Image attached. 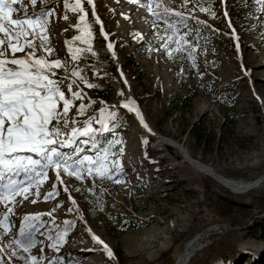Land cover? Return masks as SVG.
<instances>
[{"label": "rangeland", "instance_id": "rangeland-1", "mask_svg": "<svg viewBox=\"0 0 264 264\" xmlns=\"http://www.w3.org/2000/svg\"><path fill=\"white\" fill-rule=\"evenodd\" d=\"M5 2L13 4V19L33 11L31 0ZM43 3L52 10L44 29H36L35 37L21 36L25 51L16 53L0 33L5 40L0 59L27 58L31 40L32 60L61 62L50 78L61 81L66 98L81 93L67 113V131L73 120L79 128L85 121L95 129L115 126L102 133L96 150L81 153V158L103 159L107 149L112 174L101 178L93 169L77 178L61 170L58 181L56 170L49 169L46 177L26 182V192L19 189L0 199V220L12 208L4 221L8 231L0 224V246L11 233L18 235L20 222L29 216L39 229L37 239L44 241L32 254L43 256V264L58 257L71 264H167L171 249L177 259L196 238L201 244L189 264H264V233L257 229L264 218V14L257 11L256 0H79V7L77 0ZM149 4L158 11L171 8L173 27L154 17ZM176 12L188 27L175 23ZM128 86L133 107L159 136L181 145L225 179L260 182L236 191L195 171L178 147L160 142L157 135L145 136L134 118L137 112L123 106ZM57 107L62 112L63 102ZM197 132H205L206 141L199 142ZM86 138L79 137L77 144ZM59 150L73 153L75 145ZM65 221L74 222L73 230ZM61 229L67 233L57 253L48 245ZM93 236L108 245L112 257ZM166 239L167 248L151 259ZM3 259L9 261L6 254Z\"/></svg>", "mask_w": 264, "mask_h": 264}, {"label": "snow or ice", "instance_id": "snow-or-ice-1", "mask_svg": "<svg viewBox=\"0 0 264 264\" xmlns=\"http://www.w3.org/2000/svg\"><path fill=\"white\" fill-rule=\"evenodd\" d=\"M88 2L91 3L92 0H88ZM37 3L38 0H31L32 13L25 12L23 17L13 19V4L0 0V33L8 37L6 47H10L13 53L25 51V48L19 44L21 36L27 37L31 34L35 37L36 29L43 30L48 23V17L51 15L52 10L46 8L43 0H41L37 10ZM131 3H137V0H131ZM256 3L260 5L257 11L264 14V0H256ZM77 7H79V0H77ZM161 7V5L156 6L157 9ZM80 11H83V9L81 8ZM148 11L157 19H164L169 28L173 27L169 23L171 8L163 7L162 10L158 11L149 4ZM83 19L82 16L81 20ZM172 19L175 23H182L184 27H188L185 17L180 12H176ZM13 40H16L17 43H13ZM172 42L176 43L174 39ZM0 45H5L4 39H0ZM27 45L29 48L27 58H13L11 61L0 59V199H7L18 194L19 189L26 192L28 189L24 186L25 183L31 184L38 177H46L49 169L56 170L58 181L61 170L69 175H75L77 178H80L84 171L92 174L93 169L101 178L112 174L106 163L107 149L104 150L103 159H94L92 155H83L81 158V153L86 150H96L98 148L97 140L102 133L113 131L115 126L109 129L107 125H104L100 129H95L89 121H85V126L79 128L74 126L76 121L73 120L71 131L68 132L67 113L72 101L80 98L81 93L72 92V97L70 99L66 98L65 93L60 88L61 81L50 78V76L55 75L52 72L53 67H60L61 62L54 60L48 63L43 59L32 60L34 52L31 49L34 45L31 40H27ZM108 47L112 48V44L109 43ZM237 48H239V44H237ZM3 55L4 49L0 48V56ZM189 55L192 56V53L189 52ZM192 58L194 62V56ZM6 64L15 67L6 68ZM45 70L49 74H44ZM73 75H76V73H73ZM91 86L89 85V87ZM58 101L63 102L62 112L58 110ZM123 106L129 108L130 111L135 110L137 115L140 116L141 123H143V117L138 109H133L128 103ZM84 107L83 104L80 105L79 114H83ZM79 137L87 138L80 141L78 145L77 139ZM74 145L75 150L73 153L59 150ZM81 145H90V147L85 149ZM25 153H28V155H25ZM96 156L99 157L100 153L96 152ZM113 167L117 171H122V169H119L118 162H113ZM21 174L22 179H17L21 177ZM6 178L7 183L4 182ZM5 192L8 193V197L4 196ZM69 199H71L70 196ZM69 211H72V209L70 208ZM11 212L12 208H8L3 215V219L0 220V224H4V221L10 219L9 214ZM64 223L69 228L72 226L70 221ZM38 230V227L30 220L29 216H24L19 225L18 235L15 232L11 233L9 242L0 246V264H21V262L22 264H43L45 259L43 256L38 258L37 255L32 254V250L38 244L43 245L44 243V241L37 239L36 232ZM4 231H8L6 224H4ZM66 233L67 230L64 234H58V237L48 247L59 253V245L64 242ZM48 239L53 240V237L49 236ZM92 239L94 242L103 245L104 251L109 257H112L111 249L103 240L97 236H93ZM39 251L43 252V248L41 247ZM5 254L9 257V261L3 259ZM13 257L16 258L15 261L12 260ZM62 260L63 257L54 258L49 264H61Z\"/></svg>", "mask_w": 264, "mask_h": 264}, {"label": "bare ground", "instance_id": "bare-ground-1", "mask_svg": "<svg viewBox=\"0 0 264 264\" xmlns=\"http://www.w3.org/2000/svg\"><path fill=\"white\" fill-rule=\"evenodd\" d=\"M92 49V48H91ZM6 61H11V59L9 58H6L4 59ZM118 60V59H117ZM5 67H15V66H12L10 64H6ZM121 67V65H120ZM119 67V69H120ZM122 70V69H121ZM120 71V70H119ZM120 79L123 83H125V74H124V71L122 70V72H120ZM113 81L115 82V85L116 86H119V84L117 83L118 82V78H113ZM127 88V86H126ZM128 90V96L126 97V99L124 100V103H128L130 104V106L133 108V109H136L135 107H133V104H134V98L132 95V92H131V86H129V88L127 89ZM141 115V114H140ZM142 116V115H141ZM135 119H137L138 121V125L139 127L141 128L142 132L144 133L145 136H153V135H157L158 136V139H160L159 141L160 142H164L165 144H169V145H172L174 147H178L179 151L183 154L184 156V162H188L189 164H191L193 167H194V170L195 171H198V172H203V173H206V174H209V175H212L214 176L218 181H221L224 185L236 190V191H239L241 192L243 189H246L247 187L251 186L252 183H248V184H243V183H238L232 179H228V178H224L223 176H219L218 174L215 173V170L210 167L209 165H206L205 163L201 162L200 160H197V159H194L191 154L184 148L182 147L181 145H176V142H173L172 140L170 139H165L161 136H159L160 134L154 130V127H152L147 121L146 119L143 118V123H141V119H140V116H135L134 117ZM146 125V126H145ZM147 126H149L150 128L152 127V129L156 132L154 133L152 130H150ZM164 139V140H163ZM167 140V141H165ZM224 178V179H223ZM168 239V238H167ZM167 239L165 241H163L161 243V245L156 248L155 250H153L151 253H150V258L151 259H156L158 258L163 250L165 248H167L168 246V243L169 241H167ZM169 240V239H168ZM200 244H201V238H196V239H193L191 241H189L185 248L183 249V251L178 255L177 259H176V263L175 264H189L190 263V260L192 259L194 253L199 249L200 247Z\"/></svg>", "mask_w": 264, "mask_h": 264}, {"label": "trees", "instance_id": "trees-1", "mask_svg": "<svg viewBox=\"0 0 264 264\" xmlns=\"http://www.w3.org/2000/svg\"><path fill=\"white\" fill-rule=\"evenodd\" d=\"M195 135L197 136L199 142L206 141V137L207 136H206L205 132H203V133L197 132ZM81 146L82 147H85V149L87 148L84 145H81ZM70 222H72V226L69 228V226L66 225V228L69 229V230H73V228H74V222L73 221H70ZM257 229L260 230V231H262V233H264V218H263L262 222L260 224H258ZM62 233H63V229L59 230L57 232V235L58 234H62ZM48 234L51 235L50 231H48ZM173 252H174L173 249H171L169 251L168 258H167V264H175L176 259H175V256H174V253ZM59 258L60 257H58L57 259H59ZM61 264H71V263L68 260H66V259L63 258V260L61 261Z\"/></svg>", "mask_w": 264, "mask_h": 264}, {"label": "water", "instance_id": "water-1", "mask_svg": "<svg viewBox=\"0 0 264 264\" xmlns=\"http://www.w3.org/2000/svg\"><path fill=\"white\" fill-rule=\"evenodd\" d=\"M120 70V69H119ZM128 88H129V86H128ZM164 138V137H163ZM260 181H258V182H255L253 185H251V186H249V187H247L245 190H248V189H251V188H253L254 186H256L258 183H259Z\"/></svg>", "mask_w": 264, "mask_h": 264}]
</instances>
